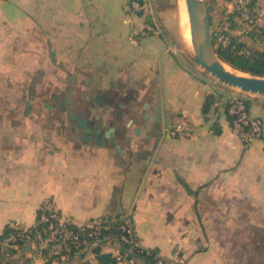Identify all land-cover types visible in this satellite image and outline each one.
Returning <instances> with one entry per match:
<instances>
[{
    "label": "crops",
    "instance_id": "0c3cea01",
    "mask_svg": "<svg viewBox=\"0 0 264 264\" xmlns=\"http://www.w3.org/2000/svg\"><path fill=\"white\" fill-rule=\"evenodd\" d=\"M141 1L133 13L127 0H0V234L33 226L41 208L76 223L120 214L162 256L264 264V138L242 144L231 90L185 66L164 34L142 35L167 0ZM234 34L264 53L260 33ZM52 93L73 98L80 128L46 106ZM250 99L264 121V95ZM98 245L122 250L113 236ZM96 262L88 250L46 264Z\"/></svg>",
    "mask_w": 264,
    "mask_h": 264
},
{
    "label": "built area",
    "instance_id": "2783aa9c",
    "mask_svg": "<svg viewBox=\"0 0 264 264\" xmlns=\"http://www.w3.org/2000/svg\"><path fill=\"white\" fill-rule=\"evenodd\" d=\"M128 8L133 13H140L144 9L141 0H127ZM227 13L234 14V21L241 26L240 33L258 32L264 37V9L253 5V0H219ZM230 22L225 21L227 30ZM142 35L159 34V31L151 23H145ZM233 32H216L219 42L224 46L232 44ZM213 35V30H212ZM245 53L249 56H255L252 48L247 47ZM255 94L246 91L231 88L228 97L231 100V106L228 109L232 117L231 124L238 134L240 142L244 145L254 139L264 138V121L261 117L252 115L246 104V100ZM179 126L177 130H181ZM173 131V134L176 131ZM14 231L0 240V256L13 258L14 251H26L28 262L26 264H46L50 259L60 257L66 261L72 258V255H79L92 247L97 246L101 241L100 233L103 230L109 231L112 227L107 220L96 219L85 223H76L72 220H66L61 213L54 208H41L38 223L31 227L22 225H13ZM122 233L118 241L123 245H129V251L139 247L135 235V226L131 216H125L124 222L120 225ZM107 237L104 240H108ZM128 254V253H127ZM118 264L126 259L121 252L114 255ZM155 264H186L182 257H165L160 254L155 255Z\"/></svg>",
    "mask_w": 264,
    "mask_h": 264
},
{
    "label": "trees",
    "instance_id": "16d2710c",
    "mask_svg": "<svg viewBox=\"0 0 264 264\" xmlns=\"http://www.w3.org/2000/svg\"><path fill=\"white\" fill-rule=\"evenodd\" d=\"M211 2H215V0H209ZM212 4V3H211ZM253 5L256 4V0H253ZM210 22H211V28L213 30V45L215 47V51L217 55L227 64L228 67L243 73V74H250L252 76H258V77H264V53L260 52L254 48H252L255 52V56H249L245 53V49L247 46H245V43L240 40V35L234 34V31H238L241 29V26L238 25L234 21V14L227 13L226 8H222L221 11L216 13V9L214 5H210ZM220 15V16H219ZM150 21V20H149ZM225 21L230 22V25L228 29H225ZM233 32L232 34V44L229 46H224L222 43L219 42L218 36L216 35V32ZM245 34V33H241ZM232 66V67H231ZM228 90H231V88L226 87ZM252 100L249 98L246 100V104L248 108L250 107ZM214 103V95L209 94L207 96L206 102L203 107V111L207 113L209 111V108ZM231 106V100L230 98L226 97L225 100V110L228 113V109ZM230 121L232 117L229 115ZM41 213V209L37 213L36 218V224L38 223L39 214ZM104 220H107L108 223L112 225L111 229L109 231L103 230L100 233V240H104L107 237L113 236L115 238H119L122 230L120 229V225L124 222V217L120 214L113 216L109 215L103 218ZM13 226H8L2 234H0V240L7 236L10 232L14 231ZM123 246L125 249L129 250V245L126 243H123ZM100 245L94 246L91 248V252H93L96 256L97 262L95 264H118L116 261V258L111 253H104L102 252ZM17 251H14V254ZM122 255L125 256L126 259H136V260H142L145 262V264H155V255L157 254L156 251L145 249L143 247H135L132 251L133 254H127L125 251H120ZM76 255H72V257H75ZM2 257V256H0ZM3 259L10 260L12 258H6L2 257ZM60 257L50 259L47 263H49L52 260L59 259ZM29 260V259H28ZM86 264V263H82Z\"/></svg>",
    "mask_w": 264,
    "mask_h": 264
},
{
    "label": "water",
    "instance_id": "95a60500",
    "mask_svg": "<svg viewBox=\"0 0 264 264\" xmlns=\"http://www.w3.org/2000/svg\"><path fill=\"white\" fill-rule=\"evenodd\" d=\"M185 3L189 15L192 47L197 63L201 68L220 84L228 88H236L248 93L264 95V77L252 76L247 73L244 76L238 75L228 70L225 67V64L228 63L224 62L217 55L213 45L208 0H185ZM26 106V112H29L31 110V102L29 100L26 101ZM113 130V128H110L106 133V137H109ZM137 133H140L139 129ZM115 146L116 149L121 150L119 144ZM121 246L123 251L133 254L131 251L125 249L122 244Z\"/></svg>",
    "mask_w": 264,
    "mask_h": 264
},
{
    "label": "rangeland",
    "instance_id": "374dc122",
    "mask_svg": "<svg viewBox=\"0 0 264 264\" xmlns=\"http://www.w3.org/2000/svg\"><path fill=\"white\" fill-rule=\"evenodd\" d=\"M166 2V5L157 12V26L152 23L151 24L156 27V29L159 31V34L162 33L165 35L169 45L178 54L179 58L182 60L185 66H187L195 73L212 79V81H217L215 78L211 77L204 69H202L201 66L197 63L193 47L187 43L186 39L183 36L181 21L186 18L188 19V15L185 11L183 12V14H181V2H183L184 4L185 0H167ZM208 3L210 5H214L216 13L221 11V9L223 8V6L221 5L222 3L219 0H215V2H211L208 0ZM187 27L189 28L188 24ZM23 252L25 253V255L28 254L26 251Z\"/></svg>",
    "mask_w": 264,
    "mask_h": 264
},
{
    "label": "flooded vegetation",
    "instance_id": "af4514ba",
    "mask_svg": "<svg viewBox=\"0 0 264 264\" xmlns=\"http://www.w3.org/2000/svg\"><path fill=\"white\" fill-rule=\"evenodd\" d=\"M51 98V102L49 104H46L49 109H51L52 111L66 112L72 118L76 117V119L72 123V125L75 127L80 128V126L83 125V123L85 122L83 117L84 113L78 112V105L74 102L73 98L70 95L60 97L56 93H52ZM114 139H116V134L111 132L110 136L107 137V141H113Z\"/></svg>",
    "mask_w": 264,
    "mask_h": 264
},
{
    "label": "bare ground",
    "instance_id": "6f19581e",
    "mask_svg": "<svg viewBox=\"0 0 264 264\" xmlns=\"http://www.w3.org/2000/svg\"><path fill=\"white\" fill-rule=\"evenodd\" d=\"M181 11H182L181 14H183V12L185 11L187 13V15H188L187 8H186V3L183 4V2H181ZM187 17H188V19L186 18V19H183L181 21L182 22V24H181L182 25V33H183V36L186 39L187 43L190 46H192V42H191V31L189 30V28H190L189 15ZM187 24H188L189 28L187 27ZM225 67L228 70H230V71H232V72H234V73H236L238 75H243V76L246 75V74L240 73V72H238V71H236V70L228 67L227 64H225Z\"/></svg>",
    "mask_w": 264,
    "mask_h": 264
}]
</instances>
